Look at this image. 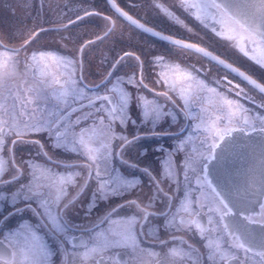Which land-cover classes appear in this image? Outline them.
Returning a JSON list of instances; mask_svg holds the SVG:
<instances>
[{
  "label": "flooded vegetation",
  "instance_id": "obj_1",
  "mask_svg": "<svg viewBox=\"0 0 264 264\" xmlns=\"http://www.w3.org/2000/svg\"><path fill=\"white\" fill-rule=\"evenodd\" d=\"M76 1L0 0V41L10 48H18L25 39L36 33L26 49L19 53L22 71L26 57H29L33 52H53L75 63V75L79 86L85 89L84 97L70 101L69 105L60 104L58 106L55 100H50L44 106L45 112L43 114H35L36 119L75 121L78 116L94 112V108L89 106V99L94 98L96 94L105 93L107 88L111 87L110 82H115L117 77L126 81L128 77L133 75L139 79L142 73L144 83L148 85V88L124 84L126 90L132 95L128 109L129 122L123 126L119 122L114 125L115 133L124 135L129 139L139 136L140 139L127 146L120 156H117L116 152L119 150L121 141L114 140L111 161V167L119 175L125 178L136 177L139 183L135 188L102 198L97 192V181L88 179L87 185L81 192L80 187L84 185L87 177V170L78 166L82 163L83 157L54 147L53 140L47 132L30 134L24 138L26 142L17 143L15 146L11 144L15 137L8 136L5 138L4 150L0 152V155L9 160L8 170L3 176L4 182L0 183V195L7 198L0 201V241L4 240L10 232H22L23 227H31L52 248V255L47 258L45 264H82L78 258V253L81 251L79 241H88L100 232L107 233L110 230H118L120 225L113 224L111 221L135 217L134 231L141 248L157 252L162 257L172 247H182L184 250H188L191 246L193 252L191 259L185 258L180 264H214V261L208 258V249L205 247L206 238L201 237L194 229L176 231L164 227L165 217L162 213L175 212L186 191L191 188L193 198L200 195L195 178L197 174L202 175L200 169L205 163L208 165L209 161L198 160L194 165L197 172L189 174L190 185L185 182L183 162L186 157L189 154L194 155V149H198L207 155V144L201 145L205 134L202 129L196 127L204 115L201 112L203 102L194 99L186 115L185 112L181 111L182 101L177 99V104L173 105L163 97H156L155 92L166 90L163 83H156L157 73L162 70L156 58L163 57L168 64H179L183 69L191 71L199 80H203L209 87H218V90L224 92L230 99L239 100L248 110L246 115L251 120L250 125L246 126L244 131H234L233 136L225 139V141L229 140V143L217 149L221 155L216 159L215 169L208 168V178L213 185L217 186L218 190L228 193L230 198L240 207H246L250 202L254 204L261 199L259 193L264 191V131L261 130L264 129V120L262 119L264 115L261 113V109L264 108L262 106L264 105V95L227 69L210 62L208 57L176 47L166 40L141 31L116 12L112 6V0H103L104 11L98 15L101 18H110L107 20L106 28L111 26V21L114 22V30L107 36L103 35L102 39H97V37H101L99 36L101 32L85 36L86 32L75 30L77 24L82 22L81 20L78 23L77 17H85V12H87L83 11L77 14ZM155 2L162 4L173 15H178L180 12L182 15H179L186 22L190 21L193 27L195 26V33L183 35L178 32L180 27L171 23L170 19L163 18L165 12L161 9L159 12L155 10L153 13L149 9H144L143 16H141L136 12L140 6L137 0H115V4L133 19L156 27L170 35L202 45L214 54L233 62L264 83L256 74L257 70L261 72L262 67L240 52L233 42L229 41L228 45L225 46V51H220L218 42L221 43L223 39H220L221 37L212 31L211 26L205 27L184 8L178 9L175 6L176 11L173 12L170 11L172 10L170 6H166L163 2ZM66 8L67 10L64 11ZM61 12L68 16L62 22L60 21ZM161 24L164 27L173 28V32L158 27ZM105 29L104 31H106ZM88 41L94 42L87 44ZM82 46L83 51H81ZM125 53L132 55L124 56ZM121 57L124 59L113 69L112 65ZM136 57H139V61ZM109 72L112 73L111 76H108ZM106 76L108 79H105ZM225 77L232 80L234 84H240L241 88L245 90L247 98L243 95L236 97L235 92L225 91L223 87L226 83ZM23 79L35 86L31 73H28ZM26 86L21 80H16L9 83L7 88L11 92H17ZM252 93L256 94L255 99H253ZM141 95L149 99H157L164 105L166 111L175 115V119L172 116H167L156 125L144 123L141 111L137 107V97ZM9 103L11 102L9 101ZM98 105L99 102L96 106ZM72 109L76 110L72 111ZM254 109L256 113L253 114ZM18 111L17 109V115ZM19 119L23 122L27 117H19ZM91 123V118L81 120L80 125L76 126V130H79L80 127H87ZM241 126L243 125H236L238 128ZM153 132L160 133V135H152ZM36 140L40 142V145H43V149L38 144L27 142ZM181 141H185L183 147H180ZM254 145L257 148L253 149ZM10 147L12 148L11 153L8 152ZM13 158L16 165L20 166L21 171L19 173L11 166V159ZM169 158L174 170V174L170 178L163 175L162 167L163 162ZM29 163L42 165L56 175L81 173L76 178V184L68 186V197L65 198L76 197V199L62 212L64 220L71 229L68 236L76 238L74 241L76 247H73L72 244H60L58 240L53 238L52 232L43 218L34 211L37 207L36 199L27 202L31 204V208H28L25 202L18 201L16 208L23 209V211L17 212L12 207L11 195L19 191L22 185L36 183L32 177V170L28 167ZM131 165H135V167ZM145 168L149 170L147 174L143 171ZM13 176H18V179L8 183ZM157 181H159V188L163 190L162 192L157 189ZM41 182L46 183L43 178H41ZM42 191L47 192L48 190L42 189ZM164 193L171 197V208L168 197ZM132 201L141 205H146L152 201V207L149 211L154 215L149 216L148 220L144 221L143 213L135 205L130 204ZM63 203L62 201L61 208ZM52 207L55 212L56 206L53 205ZM203 211L207 213V208ZM206 220L207 217L204 216L202 222H206ZM251 227L258 229L259 225H252ZM253 235L257 236L258 232L253 233ZM181 239L185 243L181 244ZM161 241L164 243L162 244ZM224 247H227V242H225ZM260 250L254 249L247 256L240 250L231 251L239 256V264H262L261 258L255 255V251ZM119 251L123 252L124 250ZM110 254L114 256V252ZM126 258L130 264H136L131 255ZM158 259L160 257H145L148 264H156ZM229 264H237V262L229 261Z\"/></svg>",
  "mask_w": 264,
  "mask_h": 264
},
{
  "label": "snow or ice",
  "instance_id": "obj_2",
  "mask_svg": "<svg viewBox=\"0 0 264 264\" xmlns=\"http://www.w3.org/2000/svg\"><path fill=\"white\" fill-rule=\"evenodd\" d=\"M180 3L205 27L211 26L217 36L233 42L234 46L246 57L264 67V0H249L246 7L252 10L250 12L245 11L235 0H180ZM112 6L120 16L136 27L158 36L176 47L199 53L216 61L236 73L252 88L264 93V83L258 82L244 71L214 56L207 49L194 43L163 36L146 28L145 25L121 10L115 4V0H112ZM157 7L176 19L178 23H183L162 4H157ZM92 14L85 12V16ZM77 19H83V17L78 16ZM104 19L110 20L108 17H104ZM110 24L111 26L107 28L104 36L114 30V22L110 21ZM35 36L36 33H33L18 48H10L0 41V152L4 150L5 138L8 136L15 137L11 141V144L15 146L17 143L26 142L24 138L30 134L47 132L53 140L54 147L76 153L84 158L78 165L87 170L85 183L80 187L81 192L87 185L88 179L97 181V192L102 198L135 188L139 183L138 178H125L111 167L112 143L114 140L121 141L119 150L116 152V155L120 156L127 146L140 139L139 136L129 139L115 133L114 125L119 122L123 126L129 122L128 109L132 95L126 90L124 84L148 88V85L144 83L142 73L139 79L133 75L126 81L117 77L115 82H110L111 87H108L105 93L96 94L94 98L89 99V106L94 108V112L78 116L75 121L36 119L35 114H43L44 106L50 100H55L57 106L60 104L69 105L70 101L84 97L85 89L78 84L75 63L53 52L31 53L29 57H26L24 69L21 70L19 53L26 49ZM102 38L97 37V39ZM81 51H83V46ZM130 55L132 54H124V56ZM123 59L124 57L118 59L112 65L113 69ZM136 59L139 61V57ZM156 61L162 69L157 73L156 83H163L166 88L164 91L155 92L156 97H163L173 105L177 104V99L182 101L181 111L186 115L194 99L203 102L201 112L204 115L196 127L202 129L205 134L201 145L207 144V155L194 149L195 154H189L184 160V180L190 185L189 174L197 172L194 167L197 161L217 159L221 155V153H217V149L221 148V142L230 137L234 131H244L245 127L250 125L251 120L246 115L248 110L239 100L230 99L224 92L219 91L218 87H209L203 80H199L191 71L183 69L179 64H168L163 57H157ZM28 73H31L35 86L23 79ZM111 75L112 73L109 72L108 76ZM105 79L108 77L106 76ZM16 80H21L27 86L20 91L11 92L7 85ZM224 80L226 81L223 85L225 91L235 92L236 97L243 95L247 98V94L240 84H234L227 77ZM217 83L219 85V82ZM97 102H99L98 106H96ZM137 107L141 111L144 123L156 125L167 116H172L175 119V115L166 111L164 105L157 99H149L141 95L137 97ZM17 109L19 110L18 115ZM75 110L72 109V111ZM19 117H27V119L21 122ZM90 118L92 119L90 125L76 130V126L80 125L81 120ZM237 124L243 126L238 128ZM261 130L264 131V129ZM152 135H160V133L153 132ZM27 142L40 145L38 140ZM184 143L185 141H181L180 147H183ZM40 148L43 149V145H40ZM8 152H12L11 147L8 148ZM125 163L127 162L125 161ZM11 166L17 173L21 171L14 158L11 159ZM131 166L135 167V165ZM8 167L9 160L0 155V183L4 182L3 176ZM28 167L32 170V177L36 183L22 185L19 191L13 193L11 195L12 207L17 212L23 211V209L16 208L18 201L25 202L27 207L31 208V204L27 202L36 199L37 207L34 211L43 218L52 232L53 238L60 244H72L73 247H76L77 245L74 243L76 238L68 236L71 229L64 220L62 212L76 199V197L65 198L68 197V186L75 185L76 178L81 173L56 175L42 165L29 163ZM162 167L165 177L173 176L174 170L170 158L163 162ZM143 171L146 174L149 172L146 168ZM200 172L202 175L197 174L195 178L200 195L193 198L191 195L193 190L190 188L186 191L175 212L162 213L165 217L164 227L176 231L194 229L201 237L206 238L205 247L208 249V258L214 261V264H229V261H236L239 264V256L231 250H240L247 256L257 248L261 250L255 251V255L260 257L264 264V191L259 193L261 199L254 204L250 202L248 206L240 207L228 193L218 190V187L209 180L207 163L203 165ZM41 178L46 183L41 182ZM16 179L18 176H13L8 183ZM42 189L48 191L44 192ZM157 189L159 192L163 191L159 188V181H157ZM164 195L168 197L171 208V197L167 193ZM6 199L5 196L0 195V201ZM62 201L64 203L61 208ZM130 204L135 205L143 213L144 221L154 215L149 211L152 201L146 205H141L136 201H132ZM53 205L56 206L55 212ZM205 208H207V213L203 211ZM204 216L207 217L206 222H202ZM111 223L120 225V228L107 233H97L88 241H79L81 251L78 253V258L82 264H130L126 258L129 255L134 257L136 264H148L145 257H160L156 264H180L185 258L191 259L193 255L191 246L188 250H184L182 247H172L162 257L157 252L141 248L134 231L135 217L111 221ZM252 225H259V228H252ZM255 232H258L257 236L253 235ZM225 242H227V247H224ZM161 243L164 242L161 241ZM180 243L185 242L181 239ZM113 252L114 256L110 254ZM50 255H52L50 245L31 227H23L22 232H10L4 240L0 241V264H45Z\"/></svg>",
  "mask_w": 264,
  "mask_h": 264
},
{
  "label": "rangeland",
  "instance_id": "obj_3",
  "mask_svg": "<svg viewBox=\"0 0 264 264\" xmlns=\"http://www.w3.org/2000/svg\"><path fill=\"white\" fill-rule=\"evenodd\" d=\"M155 1H161L163 2L166 6H170V8L173 11H176L175 6H177L178 9H183V7L181 6L180 0H137L138 4L140 5L138 7V9L136 10V12L138 14H140L141 16H143V10L144 9H149L151 11V13H153L155 10H158V12L160 11V8L157 7V4ZM67 8L64 10L66 11ZM83 11H89L90 13L92 12V15L89 16H85L83 17V19H77V22L79 23L81 20L82 22L77 24L75 30L77 31H84L86 32L85 36H90V35H95L97 33H100L99 36H103V32L106 25H107V20H105L104 18H101L98 14L102 13L104 11V7H103V0H77L76 1V13L79 14ZM179 14H181L180 12H178ZM173 15L175 18H177L179 21H182L183 23H178L176 19H173L172 17L168 16L167 14H165L163 16V18H168L170 19L173 24H176L180 27V31L183 35H191L192 33H195V29L192 25V23L190 21H185L180 15ZM65 15V16H64ZM182 15V14H181ZM64 16V17H63ZM62 17V18H61ZM67 14L65 13H60V21L62 22L63 20H65L67 18ZM160 27L169 30L171 32H173V28H167V26H163L162 24L159 25ZM189 29H191V31H189ZM223 39V38H220ZM223 43V44H222ZM229 43L228 40L223 39L222 42H218V47L221 50L225 51V46H227ZM238 62V61H237ZM242 64V62H239ZM256 74L258 76H260L261 78L264 79V70H261V72H259V70L256 71ZM95 78V77H94ZM252 97L253 99H255L256 94L252 93ZM262 110V114L264 115V108L261 109ZM256 113L255 109L253 110V114ZM264 120V116L262 118Z\"/></svg>",
  "mask_w": 264,
  "mask_h": 264
},
{
  "label": "water",
  "instance_id": "obj_4",
  "mask_svg": "<svg viewBox=\"0 0 264 264\" xmlns=\"http://www.w3.org/2000/svg\"><path fill=\"white\" fill-rule=\"evenodd\" d=\"M107 1H111V0H107ZM235 2L236 3H238V4H240L241 5V7L245 10V11H248V12H250V11H252L251 9H248L247 7H246V5L248 4V2H249V0H235ZM146 28H150V27H147V26H145ZM150 29H152L153 31H155V32H157V33H160L161 35H163V36H165L164 34H162L161 32H159L158 30H156V29H153V28H150ZM183 41V40H182ZM220 59H222V58H220ZM227 62V61H226ZM227 63H229V62H227ZM229 64H231V63H229ZM232 65V64H231ZM234 66V65H233ZM235 67V66H234Z\"/></svg>",
  "mask_w": 264,
  "mask_h": 264
}]
</instances>
